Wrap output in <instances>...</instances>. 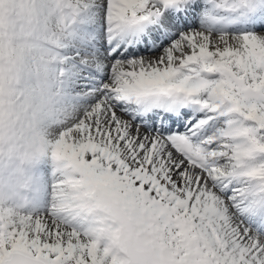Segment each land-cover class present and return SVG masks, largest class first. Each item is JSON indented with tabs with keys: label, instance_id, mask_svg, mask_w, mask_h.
I'll list each match as a JSON object with an SVG mask.
<instances>
[{
	"label": "snow or ice",
	"instance_id": "snow-or-ice-1",
	"mask_svg": "<svg viewBox=\"0 0 264 264\" xmlns=\"http://www.w3.org/2000/svg\"><path fill=\"white\" fill-rule=\"evenodd\" d=\"M24 3L70 109L47 203L0 210V264H124L93 205L147 264H264V0Z\"/></svg>",
	"mask_w": 264,
	"mask_h": 264
},
{
	"label": "clouds",
	"instance_id": "clouds-1",
	"mask_svg": "<svg viewBox=\"0 0 264 264\" xmlns=\"http://www.w3.org/2000/svg\"><path fill=\"white\" fill-rule=\"evenodd\" d=\"M25 7L24 0H4L0 5V210L6 219L7 210L29 211L45 195L40 173L63 163L52 156V129L70 109L68 98L59 92L52 59L31 41ZM22 44L29 55L21 72ZM105 215L92 206L91 216L99 221V234L109 247L124 264H147L152 250L145 241L151 237L120 211L108 217L120 226L117 236L107 227ZM12 259L13 264L27 260L21 253Z\"/></svg>",
	"mask_w": 264,
	"mask_h": 264
},
{
	"label": "rangeland",
	"instance_id": "rangeland-1",
	"mask_svg": "<svg viewBox=\"0 0 264 264\" xmlns=\"http://www.w3.org/2000/svg\"><path fill=\"white\" fill-rule=\"evenodd\" d=\"M51 176H50V170L48 167H44L43 171L40 173V181L41 184H43L42 188H44V193L46 196V199L44 201V204L47 203V192H48V185L50 184Z\"/></svg>",
	"mask_w": 264,
	"mask_h": 264
},
{
	"label": "bare ground",
	"instance_id": "bare-ground-1",
	"mask_svg": "<svg viewBox=\"0 0 264 264\" xmlns=\"http://www.w3.org/2000/svg\"><path fill=\"white\" fill-rule=\"evenodd\" d=\"M51 179H52V177H51ZM51 181V180H50ZM49 186V185H48Z\"/></svg>",
	"mask_w": 264,
	"mask_h": 264
}]
</instances>
